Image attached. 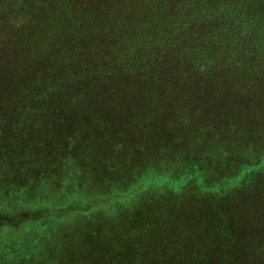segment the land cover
<instances>
[{
    "label": "rangeland",
    "instance_id": "rangeland-1",
    "mask_svg": "<svg viewBox=\"0 0 264 264\" xmlns=\"http://www.w3.org/2000/svg\"><path fill=\"white\" fill-rule=\"evenodd\" d=\"M102 1L85 0L94 7ZM20 6L21 0H0V264H56V256L63 258L64 264H131L135 253L156 247L155 235L160 230L159 225L155 228L156 222L163 221L171 230L178 219L184 223V216L188 223L192 211L198 213L200 233L182 240L181 252L173 262L186 264L190 262L186 257L200 256V264H214L216 247L225 250L229 264H264V95L254 106L241 92L245 88L234 91L192 85L173 90L166 87L159 91L157 101H151L152 92L141 87L138 92L130 91L132 100L126 101L120 112L118 105L122 103H93L88 95L79 97L77 91L69 89L74 86L70 82L50 83L53 87L45 83L56 70L75 73L77 67L62 63L47 72L54 59L64 54L51 53L50 46L49 53L41 50V36L33 44L30 35L51 17L44 11L35 14L33 9H28L33 12L28 15ZM44 87L46 99H35ZM118 88L120 92L129 89ZM160 114L167 122L157 123V130L147 118H138L149 115L155 121L153 116ZM118 134L154 140L150 146L144 142L136 145L135 151L147 154L143 159L149 161L137 175L128 172L138 166L130 158L132 148L123 151L124 176L116 172L103 181L98 176L91 178L88 170L106 168L112 174L120 149L105 151L103 164L87 171L86 156L79 165L70 161L78 149L89 144L88 139L95 144L98 137L108 138V144ZM254 140L262 146L252 144ZM131 144L135 146L134 140ZM43 153L40 158L34 155ZM52 153H59L60 163H56L57 155L50 156ZM94 158L93 164L98 162ZM136 178L139 184H151L147 192L137 195L133 188L125 192L131 197L123 198L134 201L128 205L139 209L136 215L142 220L137 221L136 231L130 228L132 217L113 219L110 213H102L117 204L113 199L101 206L102 212L83 219L74 214L91 197L124 191L137 183ZM155 183L174 187L176 196L163 202L154 196L153 187H162ZM139 194H143L144 205L136 207L141 203ZM51 210L58 214L48 216ZM168 244L171 247L169 239ZM193 244L199 247L194 255ZM41 254L42 262L38 261Z\"/></svg>",
    "mask_w": 264,
    "mask_h": 264
},
{
    "label": "trees",
    "instance_id": "trees-1",
    "mask_svg": "<svg viewBox=\"0 0 264 264\" xmlns=\"http://www.w3.org/2000/svg\"><path fill=\"white\" fill-rule=\"evenodd\" d=\"M96 4L97 7L91 6L85 0H21L20 7L28 15L33 14L28 9H33L35 14H42L41 11H44L43 13L51 17L45 19L40 29L30 35V40H34L33 44L36 43V37L41 36L43 39L41 50L49 53L48 46H50L54 50L51 53L62 51L64 54L57 59L60 61L54 59V63L48 67L47 72H53L51 69L55 65L59 68L62 63H73L75 68L77 67L75 73L56 70L49 76L50 80H47L46 84L63 85L65 82H70L74 86L69 89H73L74 93L77 91L76 94L79 97L88 95L93 103L112 101L122 103L118 105L119 112L123 109L125 102L131 99L130 91L138 92L141 87L152 92L151 101H157L159 91L162 92L166 87H171L173 90L174 87L185 89V87L196 85L198 87H228L234 91L245 88L241 92L246 94L247 100L252 101V105H259L258 103L261 102L259 99L264 95V0H104ZM33 50L34 47H31V53H35ZM81 51L84 53L77 57ZM118 87H129V89L126 92H120ZM45 89L47 87H44L41 92L43 97H39L40 93L35 99L39 101L46 99ZM18 97L20 100L21 97ZM14 100L13 98L11 101ZM152 103L150 102L149 106ZM157 106L158 103L155 107ZM138 118L140 120L147 118L155 130L158 129L157 123L167 122L162 114L153 116L155 121H152L149 115ZM245 120L244 118L242 121ZM80 127L78 124L79 129ZM252 128L256 129V126ZM118 132L121 133L119 130ZM119 134L113 142L108 144V138L98 137L95 139V144H90L91 140L88 139L89 144L83 145L80 148L82 150L77 148L78 153L72 155L70 161L73 165L75 163L79 165L84 162L83 156H86L89 163L87 171L90 166H96L97 163L103 164L105 151L120 149L121 154L115 156L118 165L116 169H112V174L106 168L100 172L97 169L88 170L91 178L98 176V179L103 181L104 178L114 177L116 172H121L124 176L123 151L132 148L133 153L130 158L132 162H137L138 166L135 169H129L128 172L137 175L138 170L149 161L143 159L148 156L147 154L142 155V152L135 151L136 145L144 142L146 146H150L154 140L147 137L132 139ZM256 138L259 140V137ZM144 139L147 140L142 141ZM131 140H134L135 146L131 144ZM252 144L262 146L256 140L252 141ZM143 149L144 147H140V150ZM146 151L150 152V149ZM34 155L40 158L44 153ZM55 155H57L56 163L58 164L60 163L59 153H52L50 156ZM93 157H96L94 160H98L95 164H93ZM61 163L65 165L66 161L61 158ZM78 171L81 172L83 169ZM136 182L124 191L119 190V193L91 197L83 208L74 210V214L79 213L83 219L97 211L102 212L101 206L108 199H113L117 204L110 205L109 208L104 209L106 212L102 213H110V218L113 219L128 220L132 217L130 228L133 227L132 229L136 231L137 221L142 219L136 215L139 209L128 205V202L134 204V201L123 199L131 197L129 194L126 196L125 192L135 188V194L138 195L137 192H147V189L151 188V184L147 182L139 184L137 178ZM162 189L166 192L164 193ZM152 191L155 192L154 196L156 195L163 202L165 198L170 202L172 195L176 196L174 187L170 185H163L159 189L153 187ZM142 196L143 194H139L137 199ZM140 200L141 203L135 204L136 207L144 205L143 197ZM51 214L58 213L52 210L47 213L48 216ZM192 214L188 223L185 216L184 223L180 219L177 220V224L172 223L171 230L163 221L156 222L155 228L159 225L158 229H160H157L155 235L158 239L156 247L135 253V260L131 264H166L165 260H168L169 264H182V260L173 262V257L181 252L182 240L192 234L200 233L197 231L200 229L196 224L198 213L192 211ZM172 216L174 217V212L169 209V217L173 218ZM92 219L97 220L95 217ZM161 219H165V214L161 215ZM218 231L222 232L219 228ZM168 239L171 247L168 246ZM86 240L89 239L86 238ZM153 242L152 239L151 243ZM195 244H193V255L196 254L195 250L199 249ZM44 252L46 255L49 253ZM214 252H216L214 264H229L230 258L225 250L214 247ZM51 255L56 256L52 252ZM56 257V264H64L61 262L63 258ZM186 258L190 260L186 264H200V256L196 259L191 256ZM41 259L43 260L42 254L38 261Z\"/></svg>",
    "mask_w": 264,
    "mask_h": 264
}]
</instances>
